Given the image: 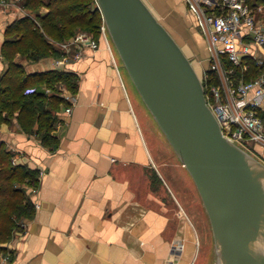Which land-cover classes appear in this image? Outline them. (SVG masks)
<instances>
[{"label":"crops","instance_id":"crops-1","mask_svg":"<svg viewBox=\"0 0 264 264\" xmlns=\"http://www.w3.org/2000/svg\"><path fill=\"white\" fill-rule=\"evenodd\" d=\"M144 1L164 26V16L173 24L170 15L182 25L178 16L189 9L185 0ZM3 41L4 31L0 76L8 68ZM54 59L26 66L77 75L78 90L65 89L74 102L53 112V143L22 131L17 120L0 125L13 163L38 170L37 186L28 189L35 212L0 264H193L199 235L186 210L201 200L197 187L182 185L187 169L113 48L101 42L58 68Z\"/></svg>","mask_w":264,"mask_h":264},{"label":"water","instance_id":"water-1","mask_svg":"<svg viewBox=\"0 0 264 264\" xmlns=\"http://www.w3.org/2000/svg\"><path fill=\"white\" fill-rule=\"evenodd\" d=\"M96 1L144 104L199 189L223 264H264V164L224 138L190 59L144 0Z\"/></svg>","mask_w":264,"mask_h":264},{"label":"trees","instance_id":"trees-1","mask_svg":"<svg viewBox=\"0 0 264 264\" xmlns=\"http://www.w3.org/2000/svg\"><path fill=\"white\" fill-rule=\"evenodd\" d=\"M22 1L28 10L43 6L47 12L36 11L41 26L23 15L4 29L1 49L8 68L0 76V125L17 120L22 131L36 133L44 143H53V112L66 102L60 95L62 88L73 93L78 90L77 75L62 69L28 72L26 66L62 57L63 52L52 42L70 40L83 27L100 40L97 17L102 14L94 0ZM77 23L83 26H74ZM31 89L33 92L28 93ZM46 89L51 92L46 93ZM37 182L38 170L14 164L13 154L0 141V257L8 252V243L35 212L28 189L36 187Z\"/></svg>","mask_w":264,"mask_h":264},{"label":"built area","instance_id":"built-area-1","mask_svg":"<svg viewBox=\"0 0 264 264\" xmlns=\"http://www.w3.org/2000/svg\"><path fill=\"white\" fill-rule=\"evenodd\" d=\"M18 1L0 4L18 7ZM185 1L208 45V65L198 75L222 135L246 151H255L256 145L264 149V0ZM100 31V40L80 32L70 40L53 42L63 52L54 66H65L70 59L80 58L83 49L96 50L101 42L110 49L107 27L101 26ZM61 96L74 102L65 89Z\"/></svg>","mask_w":264,"mask_h":264},{"label":"rangeland","instance_id":"rangeland-1","mask_svg":"<svg viewBox=\"0 0 264 264\" xmlns=\"http://www.w3.org/2000/svg\"><path fill=\"white\" fill-rule=\"evenodd\" d=\"M0 1H3V0H0ZM6 1L11 2L12 0H6ZM13 1L15 2L16 0H13ZM21 2H23V1L19 0L16 3L18 5V7L13 6L11 4H9L8 6L5 7V6L0 4L1 5L0 6V12L2 13L1 17L5 18V20H6L4 26H8L9 24L14 23L17 18H19L23 15H25V16L28 15L33 21L36 22V24L38 26H41L39 19L36 17V13H37L36 11L39 10L38 12L40 14H44L45 12H47V8L40 6V7H38V9L31 7L28 10L22 6ZM94 5L97 6V8H98L96 0H94ZM19 8H22L23 11H20ZM12 12L15 13L14 18L10 15V13H12ZM187 12L188 13H186V14H182L181 16H178V17H180V19L183 23L182 25L179 23V18H177V16H175V15L174 16L170 15L171 21L173 22V24L169 23L170 18L168 19L166 16H164L162 19H164L167 22V24H165L167 26H165V27L169 30V32L175 37L177 42L180 44L181 48L183 49V51L185 52L187 57L190 59V61L193 65V67L195 68L196 72L201 74L204 71L205 66L208 65L207 64V58L209 57L208 45H207L204 37L202 36L201 31L198 28V26H200V25L198 23L196 15L192 12V10L190 8L187 10ZM1 17H0V19H1ZM261 17H263V16H261ZM166 18H167V20H166ZM97 19L99 20L100 26H106L104 19H103V17H101V15H100V17H97ZM74 26H83V25L77 23ZM3 31H4V28L0 29V36H3ZM80 32H85V33L90 34V32H88L86 30V28L84 29V27H83V29L81 28V30H78V33H80ZM107 33H108V37L110 40L111 47L113 48L116 56L119 58V60L123 64V67L128 72L123 60L121 59L117 49L114 46L113 41L111 40L108 29H107ZM100 36H101V31H100ZM134 86H135V84H134ZM135 88H136V86H135ZM48 90H49L48 92L50 93L51 90L50 89H48ZM164 138H165L164 141L169 143L171 154L176 155V157H178V160L180 161L179 156L175 152L174 148L171 146V144L168 141V139L166 138V136ZM255 148H256L255 151H252V152L247 151V152L250 153L251 155H253L255 158H257L260 162H262L264 164V149H262L260 146H257V145L255 146ZM260 154H263V158ZM186 172H187V180L184 181L182 185L186 186V188H191L189 180H192L193 182H194V180H193L192 176L190 175L189 171L187 170ZM194 184H195V182H194ZM196 191H197L198 196L201 198L198 188H196ZM186 211L190 215V218L192 219L194 227H195V231L199 235V240L197 242L196 257H195L193 264H223V263H225L223 256L220 254V249H219V246H218L216 239H215V234H214V231L212 228V224L210 222V218H209L207 211L204 207V203H203L202 199L200 200V202L198 204H196V203L194 205L192 204L191 210L189 209ZM256 241H254L253 237L249 240L248 246H250V249L252 250V252L254 250L256 251V249H255L257 247V246L255 247V244H257ZM253 253H255V252H253Z\"/></svg>","mask_w":264,"mask_h":264}]
</instances>
